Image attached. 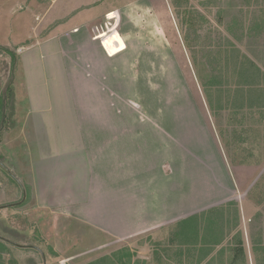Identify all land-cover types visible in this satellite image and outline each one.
Listing matches in <instances>:
<instances>
[{
  "label": "rangeland",
  "instance_id": "374dc122",
  "mask_svg": "<svg viewBox=\"0 0 264 264\" xmlns=\"http://www.w3.org/2000/svg\"><path fill=\"white\" fill-rule=\"evenodd\" d=\"M97 1L0 0V48L12 53L0 50V128L5 129L0 139L11 138L10 146L19 141L14 139L18 130H11L12 93L21 96L42 87L48 71L45 76L43 68L41 72V65L46 66L41 57L53 52L26 47L84 24L94 7H80ZM146 2L101 4L129 5L120 22L118 17H103L98 36L105 48L104 33L119 24V39L128 46L123 53L125 103L133 98L148 122L125 124V135L138 132L150 139L146 146L154 154L151 161L164 167L172 221L202 209L226 207L232 200L239 205L235 208L239 217L245 218V231L251 226L254 234L264 236V109L257 107L255 95L249 96L246 88L247 95L240 92L236 73L225 65L228 52L235 48L264 75V0H148L150 8ZM53 43L58 55V44ZM106 51L109 56L117 54ZM55 71L61 73V66ZM208 82L215 83L220 94L214 89L206 94ZM124 119L131 120L126 108ZM5 166L17 179L10 162ZM15 187L10 177L0 175V194ZM13 203L10 209L0 208V224L4 221L7 231H0V241L14 244L2 252L6 264H132L138 257L147 258V245L141 246V255L133 253L126 238L108 235L69 213L39 207L26 190ZM223 210L226 215L228 208ZM93 219L102 222L99 212Z\"/></svg>",
  "mask_w": 264,
  "mask_h": 264
},
{
  "label": "crops",
  "instance_id": "0c3cea01",
  "mask_svg": "<svg viewBox=\"0 0 264 264\" xmlns=\"http://www.w3.org/2000/svg\"><path fill=\"white\" fill-rule=\"evenodd\" d=\"M103 1L80 7H94L84 24L26 47V51L52 48L53 52L41 57L46 65H41V72L43 68L45 76L48 71L42 87L26 90L22 97L12 93L11 130H18L14 139L19 140L12 145L19 148L12 151L11 138L0 139V175L10 177L16 187L0 194V202L5 203L0 208L13 207L26 190L39 207L69 213L108 235L126 238L133 253L141 255V246L147 245V258L138 257L132 264H264V236L254 234L251 226L245 231V218L235 211L239 206L235 201L171 220L172 198L166 192L164 167L153 165L154 154L146 146L150 139L124 132L125 124L148 121L133 98L125 103L123 53L128 46L119 39V24L103 39L105 48L116 55L109 56L98 38L101 19L118 17L120 22L129 5L103 8ZM53 42L58 44V55ZM58 65L61 73L55 71ZM125 108L130 121L124 119ZM4 133L0 128V136ZM5 162H10L17 179ZM223 208H228L226 215ZM98 212L100 225L93 219Z\"/></svg>",
  "mask_w": 264,
  "mask_h": 264
},
{
  "label": "trees",
  "instance_id": "16d2710c",
  "mask_svg": "<svg viewBox=\"0 0 264 264\" xmlns=\"http://www.w3.org/2000/svg\"><path fill=\"white\" fill-rule=\"evenodd\" d=\"M0 50L7 52L9 55L12 54L10 51L6 50L5 48H0ZM237 52H239V51H237V49H235V48L228 52V59H227V62L225 63V65L226 66L229 65L231 67V72L233 74L236 73V75L239 79L238 83L241 85L240 86V89H241L240 92L243 95H247L243 91V89L246 88L247 89L246 91H247L249 96H252L254 94L255 100L259 102L257 107L261 108V110H262V109H264V90H263L264 87L262 84V81H264V75L255 64H253L251 61L247 60L245 58V56H243V55H241L239 57L237 55L238 54ZM213 72H214V69H213ZM215 78L212 77L211 80L213 81V79H215ZM211 82H208L206 84L207 89L204 88L206 94H207V92H211V90H213V89L216 90V88H214V87H217L216 84L211 83ZM214 92L216 94H220V91L218 92L216 90ZM259 96H261V97H259ZM208 101H209V99H208ZM209 103H210V101H209ZM250 104L252 105V102ZM1 107L3 109V100L1 101ZM0 231L2 232V234H5L7 232L4 221H1ZM7 244H9V243H7ZM7 244L5 245V243L0 241V264H6V261L2 257V252H5ZM7 264H8V262H7Z\"/></svg>",
  "mask_w": 264,
  "mask_h": 264
}]
</instances>
